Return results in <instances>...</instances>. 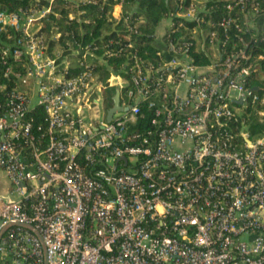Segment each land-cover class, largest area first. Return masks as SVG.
<instances>
[{
  "label": "built area",
  "instance_id": "obj_1",
  "mask_svg": "<svg viewBox=\"0 0 264 264\" xmlns=\"http://www.w3.org/2000/svg\"><path fill=\"white\" fill-rule=\"evenodd\" d=\"M100 2L0 10V264H264V0Z\"/></svg>",
  "mask_w": 264,
  "mask_h": 264
},
{
  "label": "trees",
  "instance_id": "obj_2",
  "mask_svg": "<svg viewBox=\"0 0 264 264\" xmlns=\"http://www.w3.org/2000/svg\"><path fill=\"white\" fill-rule=\"evenodd\" d=\"M56 1L58 4H64L60 5V12L62 14H65L67 10H74L78 6V8L85 9L87 11L86 13H89L94 17L97 23L96 25L103 26L106 29L110 27V22L106 17L107 5L105 3L101 4L100 0H96L95 2L80 1L78 3H74L72 0ZM176 2L177 0H124V10L132 9L134 10V16L140 15L144 17L143 21L138 24V30L141 33V39L145 41L144 46L146 48L152 49L154 47L150 42L152 40V33L155 30V25L163 16L167 15L170 11L175 9ZM46 3L47 0H0V10L15 11L19 8H25L30 5H41ZM204 4L208 9L205 13L207 16L218 18L221 15L223 9V0H204ZM260 8L261 13L257 18L258 28H261L264 22V3L261 4ZM56 19L57 17H55L54 14H49L48 20H46L44 23L43 30L49 32L51 24ZM58 23L63 25L62 21L60 20ZM66 27L68 26L66 25ZM96 28L97 26L89 27V29L94 34L97 33ZM91 31H89V33ZM7 34H9L10 37L8 36L7 38ZM15 36L16 33L12 29L0 31L1 41L4 40L11 43L14 40ZM86 36H88V39L90 38L88 34ZM52 43V41L49 42V48L52 46ZM260 46L264 47V44H261ZM260 46H258V49L256 50H262ZM260 64L261 68H259L257 71V77L252 79L251 84L259 85L264 81V78L261 77L262 75L264 76V59L260 60ZM104 71L105 74L108 73L106 69ZM0 81H2L1 66Z\"/></svg>",
  "mask_w": 264,
  "mask_h": 264
},
{
  "label": "rangeland",
  "instance_id": "obj_3",
  "mask_svg": "<svg viewBox=\"0 0 264 264\" xmlns=\"http://www.w3.org/2000/svg\"><path fill=\"white\" fill-rule=\"evenodd\" d=\"M75 1H80V0H75ZM195 2L199 3V4H202L204 2V0H195ZM167 22H169L168 18L166 19ZM159 26V24H158ZM158 31H160V27L157 28ZM8 36L10 37V35L8 34ZM110 93V91H109ZM8 182L7 180L5 179V177L3 176L2 173H0V197H7L9 195V197H12L10 194H9V188H8Z\"/></svg>",
  "mask_w": 264,
  "mask_h": 264
},
{
  "label": "water",
  "instance_id": "obj_4",
  "mask_svg": "<svg viewBox=\"0 0 264 264\" xmlns=\"http://www.w3.org/2000/svg\"><path fill=\"white\" fill-rule=\"evenodd\" d=\"M253 89L256 90L257 87H252V88H250V89H249V92H250L251 90H253ZM113 101H114V106L108 110V114H107V118H108V119L111 117L112 112H113L115 109L119 108V106H118V94H115V96L113 97ZM26 227L29 228V229H31V230H33V231H35L34 228H33L31 225H26ZM44 264H46V261L44 262Z\"/></svg>",
  "mask_w": 264,
  "mask_h": 264
},
{
  "label": "crops",
  "instance_id": "obj_5",
  "mask_svg": "<svg viewBox=\"0 0 264 264\" xmlns=\"http://www.w3.org/2000/svg\"><path fill=\"white\" fill-rule=\"evenodd\" d=\"M81 1V0H80ZM80 1H78V2H80ZM57 2V1H56ZM75 2H77V1H75ZM7 38H8V34H7ZM2 41H4V40H2Z\"/></svg>",
  "mask_w": 264,
  "mask_h": 264
}]
</instances>
